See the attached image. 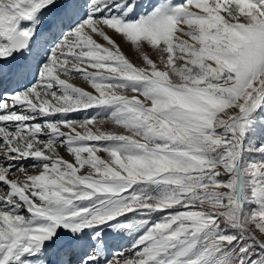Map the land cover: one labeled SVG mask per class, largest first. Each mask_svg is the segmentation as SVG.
Listing matches in <instances>:
<instances>
[{"label": "snow or ice", "instance_id": "1", "mask_svg": "<svg viewBox=\"0 0 264 264\" xmlns=\"http://www.w3.org/2000/svg\"><path fill=\"white\" fill-rule=\"evenodd\" d=\"M0 264H264V0H0Z\"/></svg>", "mask_w": 264, "mask_h": 264}, {"label": "rangeland", "instance_id": "2", "mask_svg": "<svg viewBox=\"0 0 264 264\" xmlns=\"http://www.w3.org/2000/svg\"><path fill=\"white\" fill-rule=\"evenodd\" d=\"M123 50L125 51V53L136 63H140L139 60H137L135 54L133 53L132 49L128 46H123Z\"/></svg>", "mask_w": 264, "mask_h": 264}]
</instances>
